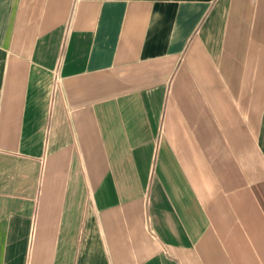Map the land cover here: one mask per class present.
Instances as JSON below:
<instances>
[{
    "label": "crops",
    "instance_id": "0c3cea01",
    "mask_svg": "<svg viewBox=\"0 0 264 264\" xmlns=\"http://www.w3.org/2000/svg\"><path fill=\"white\" fill-rule=\"evenodd\" d=\"M0 264H264V0H0Z\"/></svg>",
    "mask_w": 264,
    "mask_h": 264
}]
</instances>
